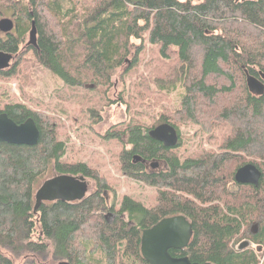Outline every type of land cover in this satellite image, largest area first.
<instances>
[{"label":"trees","instance_id":"obj_1","mask_svg":"<svg viewBox=\"0 0 264 264\" xmlns=\"http://www.w3.org/2000/svg\"><path fill=\"white\" fill-rule=\"evenodd\" d=\"M2 17L14 28L0 31V50L16 60L1 77L13 76L18 60L30 58L67 86L108 87L138 63L148 43L159 61L144 81L182 94L178 107L157 120L176 128V147L152 139L150 127L134 120L103 133L120 142L121 172L156 188L153 206L123 195L117 209L114 198L107 202L102 195L111 189L104 177L84 161L63 160L54 117L22 102L0 104L17 124L31 117L40 133L32 146L0 142V264H51L49 257L70 264H149L140 253L141 231L177 214L191 222L193 234L186 247L169 250L172 256L264 264V92L250 93L244 73L264 74V0H0ZM32 22L36 46L27 45ZM127 58L129 67L118 71ZM91 116L101 118L98 111ZM186 123L207 138L216 129L227 133L214 148L181 157L178 125ZM134 154L164 166L145 171ZM246 163L261 171L257 187L233 180ZM49 172L97 181L80 201H44L34 211L35 189ZM104 209L118 215L106 222ZM243 240L251 246L238 250Z\"/></svg>","mask_w":264,"mask_h":264},{"label":"rangeland","instance_id":"obj_2","mask_svg":"<svg viewBox=\"0 0 264 264\" xmlns=\"http://www.w3.org/2000/svg\"><path fill=\"white\" fill-rule=\"evenodd\" d=\"M137 56L138 63L123 77L116 74L108 87H93L89 84L67 86L58 76L47 72L30 58L18 60V72L13 76H0V104L7 101L22 102L54 117L55 136L65 143L63 160L84 161L99 176L104 177L111 188L108 196L114 198L115 209L123 195H128L147 207L153 206L156 201V188L121 172L117 159L121 150L120 142L105 138L103 133L112 125L119 127L132 120L148 128L156 126L162 114L170 113L178 107L182 94L181 88L170 92L159 91L154 84L144 81L150 78L154 63L159 61L153 46L144 43ZM130 60L127 58L118 71L129 67ZM91 111H98L100 120L94 122ZM178 127L180 146L177 152L181 157L195 154L203 148H214L227 133L225 129H216L207 138V134L198 130L197 125L186 123ZM157 163L161 169L162 164ZM52 173L54 172L46 174L37 187L43 180L51 177ZM86 180L90 190L93 189V181ZM254 248L262 250L261 246ZM46 261L55 263L51 257Z\"/></svg>","mask_w":264,"mask_h":264},{"label":"water","instance_id":"obj_3","mask_svg":"<svg viewBox=\"0 0 264 264\" xmlns=\"http://www.w3.org/2000/svg\"><path fill=\"white\" fill-rule=\"evenodd\" d=\"M14 28L13 20L10 17L0 18L1 33H8ZM36 28L31 23L27 45L36 46ZM15 55L0 50V70L13 67ZM245 82L247 90L254 95H261L264 92V74L257 78L248 73L245 69ZM34 120L29 117L21 123H16L6 113L0 111V142L16 145H35L39 139V129L34 124ZM148 135L161 142L166 147H176L179 142V135L176 128L168 123H160L149 129ZM133 162L144 163L146 160L140 155L134 154L131 158ZM158 161H151L152 167ZM261 177L260 169L253 163H246L239 166L234 173V181L238 184L259 185ZM88 183L83 175H73L61 173L53 175L43 180L34 192V211L44 202L63 201L75 202L85 198ZM192 224L182 214L164 217L158 220L151 227L145 228L140 233V253L149 264H212L211 262H193L187 256L174 257L170 254V249L180 250L189 244L192 237ZM248 240H243L237 245L238 250L250 247ZM53 264H70L66 260H60Z\"/></svg>","mask_w":264,"mask_h":264},{"label":"flooded vegetation","instance_id":"obj_4","mask_svg":"<svg viewBox=\"0 0 264 264\" xmlns=\"http://www.w3.org/2000/svg\"><path fill=\"white\" fill-rule=\"evenodd\" d=\"M258 78V77H257ZM264 82V81H263ZM113 126H116V125H112V126H110L109 128H111V127H113ZM108 128V129H109ZM111 139H113V138H111ZM146 160V159H145ZM158 162L159 163H161L162 164V168H163V166H164V163L162 162V161H159L158 160ZM150 163H151V161H145L143 164H144V166H145V171H148V172H156V171H159L160 169L158 168V166H159V164H157L156 166H154V167H152L151 165H150ZM160 164V165H161ZM161 168V169H162ZM56 174H60V173H52V176L53 175H56ZM73 175H80V174H73ZM86 179H91L92 181H93V183H94V185L96 184V181L97 180H94V179H92V178H89V177H86V176H84ZM99 177H101V176H99ZM87 181V180H86ZM87 183H88V181H87ZM89 185V184H88ZM87 185V186H88ZM93 185V186H94ZM90 188L91 187H89L88 186V190H87V193H86V196L90 193V192H93L92 190H94V189H91L90 190ZM110 192H111V189H105L103 192H102V195L104 196V198L106 199V201L107 202H109L110 201V199H112V198H109V196H108V194H110ZM122 198V197H121ZM121 200V199H120ZM103 212H102V216H103V218H104V220L106 221V222H111L118 214H117V212L116 211H110V210H102ZM121 217H125V214H121L120 215ZM58 262V261H57ZM56 263V262H55Z\"/></svg>","mask_w":264,"mask_h":264}]
</instances>
